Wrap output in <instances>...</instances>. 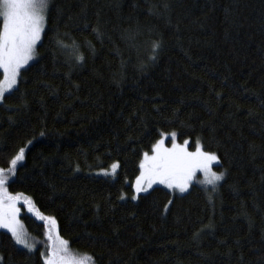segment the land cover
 <instances>
[{"label": "trees", "instance_id": "trees-1", "mask_svg": "<svg viewBox=\"0 0 264 264\" xmlns=\"http://www.w3.org/2000/svg\"><path fill=\"white\" fill-rule=\"evenodd\" d=\"M169 133L215 153L224 181L133 200ZM20 148L6 187L31 201L21 219L40 245L0 231L2 264H45L41 216L68 261L264 264V0H50L37 59L0 105V168Z\"/></svg>", "mask_w": 264, "mask_h": 264}, {"label": "snow or ice", "instance_id": "snow-or-ice-1", "mask_svg": "<svg viewBox=\"0 0 264 264\" xmlns=\"http://www.w3.org/2000/svg\"><path fill=\"white\" fill-rule=\"evenodd\" d=\"M49 3L50 0H0V70L3 72V79L0 80V103H3L5 93H10L17 85L21 69L36 56L37 45L41 42L47 23ZM158 47L159 45H154V51ZM78 59L82 61L83 57ZM175 135L172 133L173 141L170 148L165 147L164 139H160L152 149L154 155L144 153V160L139 165L142 171L135 181L133 200L141 193H147L156 184L177 189L181 193L187 192L198 171L203 173L204 179L197 183L210 185L213 191L223 180V173L217 174L211 169L214 162L219 164V158L215 153L203 150L199 143L196 145V151L191 152L188 150L189 141L185 140L183 144L176 143ZM24 158L25 149L20 148L11 159L9 168H0V228L7 229L16 244L34 251L35 245L28 242L17 220L20 209L16 204L19 196L10 195L6 187L8 177L15 175L18 162ZM118 168L119 163H113L111 173L103 170V174L115 175ZM25 202L31 204L27 198ZM164 211H167V207ZM40 218L48 221V239L55 240L52 255L45 264H84L83 260L65 259V254L69 251V242L60 237L57 221L52 217ZM54 229L57 230L55 237L51 235Z\"/></svg>", "mask_w": 264, "mask_h": 264}, {"label": "rangeland", "instance_id": "rangeland-1", "mask_svg": "<svg viewBox=\"0 0 264 264\" xmlns=\"http://www.w3.org/2000/svg\"><path fill=\"white\" fill-rule=\"evenodd\" d=\"M45 27H46V26H45ZM44 31H45V30H44ZM42 38H43V36H42ZM41 41H42V39H41ZM38 45H39V44H38ZM38 45H37V47H38ZM36 59H37V53H36L35 58H34L32 61H30V62L28 63V65H27L25 68H27L30 64H32ZM23 69H24V68H23ZM23 69H21V71H22ZM0 71L2 72V70H0ZM2 73H3V72H2ZM18 82H19V81H18ZM17 85H18V83H17ZM17 85L15 86V88H14L10 93H12V92L16 89ZM10 93H5V96L8 95V94H10ZM0 105H1V103H0ZM175 134H176V133H175ZM160 139H164V140H165V147H169V148L171 147V145H172V141H173L172 133H169V134H163V135L161 136ZM160 139H159V140H160ZM159 140H158V141H159ZM158 141H157V142H158ZM187 141H189V140H187ZM175 142H176V143L183 144V142H179L178 137H177V134L175 135ZM199 144H200V143H199ZM200 145H201V144H200ZM154 146H155V145H154ZM153 148H154V147H153ZM188 150L191 151V152L196 151V148L193 149V150L190 148V141H189V145H188ZM203 150H204V149H203ZM148 154H149V156H151V155H154V152L151 151V152L148 153ZM143 160H144V157H143L141 163L143 162ZM216 165H218V164H216V163L214 162L213 165L211 166L212 171H215L217 174H221V173H223V180L219 182V184H218V187H219V186L221 185V183L224 181L225 174H224V172H218V171H216V170L214 169V167H215ZM103 170H107L109 173H111V166H110L109 168H106V169L98 170V171L95 172V174L98 175V176L114 178V177L116 176V174H117L119 168L116 170L115 175H111V174H110V175H104V174H103ZM141 171H142V169H140V173H139V175L141 174ZM203 179H204L203 173L200 172V171H198V172L196 173V177L194 178L193 182L190 184L188 191H187V192H184V193L179 192V190H177V189H169V188H167L165 185H160V184L153 185L152 188H154V187H162V188H164V189H166V190L172 192V193L175 194V195H184V194L188 193L192 185H197V186L203 187V188H205V189H208V190H210V191H213V190H212V186H210V185H206V184H200V183H197V181H199V180H203ZM135 181H136V180H135ZM135 181H134V183H133L134 194H135ZM218 187H217L213 192H215V191L218 189ZM152 188H151V189H152ZM151 189H149V191H150ZM149 191H148V192H149ZM148 192H147V193H148ZM142 194H146V193H141L140 195H142ZM140 195H139V196H140ZM135 200H136V199H135ZM24 203H26V202H25V197H24V196H21V197H19V200L17 201L16 206L20 209V204H24ZM17 220L19 221L21 231L25 234V236H26L28 242H29V243H32V244L35 245V250H34V251H36L40 244L28 234V232H27V230H26V228H25L24 222H23L22 219H21V210L19 211V214L17 215ZM0 231L8 232V233L12 236V234H11L7 229H5V228H0ZM12 238H13V237H12ZM13 240H14V242H15V239H14V238H13ZM15 243H16V242H15ZM50 244H51V243H48L47 246H49ZM17 246L20 247V248H23V249H25V250H28V249L24 248L23 245H18V244H17ZM28 251H29V250H28ZM31 252H33V251H31ZM44 254H45V253H44ZM44 259H45V261H46V260L48 259V257L45 255Z\"/></svg>", "mask_w": 264, "mask_h": 264}]
</instances>
